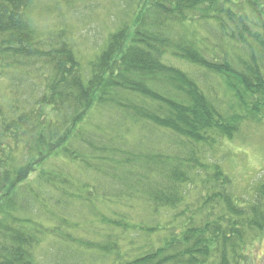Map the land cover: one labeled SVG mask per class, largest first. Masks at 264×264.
<instances>
[{
  "label": "trees",
  "instance_id": "obj_1",
  "mask_svg": "<svg viewBox=\"0 0 264 264\" xmlns=\"http://www.w3.org/2000/svg\"><path fill=\"white\" fill-rule=\"evenodd\" d=\"M31 1L0 0V76L7 72L5 77L12 81L36 74L44 77L46 87L42 93L30 94L28 104H23L25 96L18 98L11 117L0 108V126L4 137L9 138L10 132L18 138L21 127L23 139L32 137L37 149L20 169L25 166V175L34 173L36 178L23 185L27 178L22 171L9 172L8 163L0 161V185L9 182L10 193L22 187L27 197L38 199L40 193L33 183L41 185L44 174L39 168L82 137V143L92 145L86 159L99 179L91 188L109 186L105 197L111 202L117 200L120 205L131 197L155 211H171L179 210L188 192H197L195 186L199 191L188 207L194 212L178 214L188 219L185 226L163 228L170 233L160 238L155 249L132 254L134 250H120L114 241L112 250L83 252L112 256V264H243L247 233L264 229V179L252 202L238 204L228 177L206 157L219 142L233 138L240 118L234 116L235 122L223 119L206 89L163 63L162 56L212 74L236 95L247 114L264 118V0H135L133 31L129 23V28L110 36L107 48L91 65L93 75L87 83L81 79L80 64L62 29L38 31L42 36L30 30L24 8ZM205 23L214 26L204 29V35L188 37L185 25ZM121 91H129L133 99L122 100ZM122 110L133 122L150 126V140L137 141L129 148L122 136L115 147L111 123ZM96 111L108 118L105 124L93 123ZM45 146L49 156L43 157ZM78 161L71 156L73 164ZM7 196L0 206V264H43L32 250L34 222L6 214ZM101 217L104 225L120 231L130 227L123 214ZM136 229L147 235L159 233L158 228Z\"/></svg>",
  "mask_w": 264,
  "mask_h": 264
},
{
  "label": "rangeland",
  "instance_id": "obj_2",
  "mask_svg": "<svg viewBox=\"0 0 264 264\" xmlns=\"http://www.w3.org/2000/svg\"><path fill=\"white\" fill-rule=\"evenodd\" d=\"M135 8V0H32L30 5L24 8V20L30 25V30L36 34L38 31L46 33L62 29L80 64L78 68L79 71L81 70V79L87 83L93 75L91 65L107 48L110 36L124 28H129V23L131 25L129 29L133 31L134 23L131 19L137 10ZM186 26L189 27L188 37L194 39L204 35V29L213 28L214 24ZM37 35L42 36L40 33ZM162 59L163 63L179 69L196 80L203 90L206 89L205 94L222 113L223 119L235 122L234 116L240 118V124L236 126L237 131H234L233 138L219 142L214 148L215 151L206 158L209 159L207 162L219 165L228 177L231 193L238 204L246 205L252 202L264 179V118L260 119L252 112L247 114L244 108H240L236 95L230 92L220 79L217 82L212 74H207L206 71L192 67L169 55H163ZM226 62L229 63V60ZM6 74L7 72L0 76V108L11 117L10 113L16 114L13 107L19 103L18 98L25 96L23 104H28L31 99L27 97L30 94L42 93L46 84H44V77L36 76V74L32 76L33 78L24 80L19 78L12 81L5 77ZM126 80L137 82L129 78ZM147 82L149 84L150 80L147 79ZM120 95L122 100L126 96H131V99L134 97L129 91H121ZM137 95L142 99V96ZM120 118L121 125L118 127ZM120 118L114 119L111 123L112 129L115 128L113 135L115 147L119 145L122 136L129 141L127 144L129 148L137 141L141 144V140L144 142L150 140L149 137L152 135L149 125L148 127L141 121L133 122L126 114V110L120 112ZM106 121L108 118L103 112H94L93 123L105 124ZM21 129L24 128L19 129L18 138L10 132V137L7 138L3 136L0 126V161L8 163L9 172L17 174L22 171L21 173L25 175V166L23 169L20 167L28 164L33 158L32 156L29 159V154L35 153L37 148L30 135V139L29 137L23 139ZM82 139L81 137V141L75 140L69 143L72 147L62 149L67 152L55 153L39 168V171L44 174L43 180L40 182L41 185L33 183V189L40 193L38 199L27 197L28 194L23 192L22 187H19L16 193H10L9 182H3L0 185V206L7 195L13 194L12 197L7 196L5 213L20 219H31L34 222L30 229L36 234L34 236L36 243L32 250L37 251L36 255L40 262L43 264H112V256L105 258L99 253H88L83 250H112L110 243L114 241L119 242L120 250H134L130 251L132 254L137 250H153L159 245L160 238L170 233L169 230H162L163 228L181 230L182 226H185L188 219L178 214L182 210L194 212L188 207L189 203L191 204L193 199L198 197L197 186H195L197 192L187 193L186 202L179 210L158 209L155 211L152 206L133 200L131 197H126L129 201L120 202V205L117 200L111 202L105 197L109 193V186L91 188L97 186L99 179L89 170L87 163L89 159H86L92 154V145L87 146L85 142L82 143ZM59 140H62L61 137ZM101 141L106 143L102 139ZM97 143L99 144L98 141ZM98 144L94 142V147L96 148ZM47 149L45 146V151H42L43 157L49 156ZM35 156L37 159V154ZM71 156H75L79 161L73 164ZM26 171L29 172V170ZM25 177L27 179L23 178V180L26 179L22 182L23 185L36 178L34 173L27 174ZM45 180H48L50 184H46ZM73 185L79 188L75 189ZM82 187L84 189H81ZM32 201L36 204H32ZM0 212L3 214L1 209ZM120 214L128 220V225L130 224L128 229L120 231L104 225L105 219L101 217L102 215L112 217ZM195 218L197 221L200 220L199 216ZM141 226L158 228L159 233L150 235L141 233L139 229H136ZM245 244L247 250H264V229L262 232L247 233ZM258 256L260 258L261 253ZM254 263V257H249L247 264ZM256 263L260 264V262Z\"/></svg>",
  "mask_w": 264,
  "mask_h": 264
},
{
  "label": "flooded vegetation",
  "instance_id": "obj_3",
  "mask_svg": "<svg viewBox=\"0 0 264 264\" xmlns=\"http://www.w3.org/2000/svg\"><path fill=\"white\" fill-rule=\"evenodd\" d=\"M243 264L248 263L249 257H254V264L256 262H260V264H264V250H247V248H243ZM261 253V257L259 258L258 254ZM258 256V257H257Z\"/></svg>",
  "mask_w": 264,
  "mask_h": 264
}]
</instances>
